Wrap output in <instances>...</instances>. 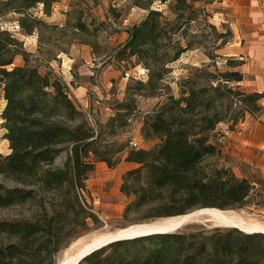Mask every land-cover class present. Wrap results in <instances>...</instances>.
<instances>
[{
	"label": "trees",
	"instance_id": "trees-1",
	"mask_svg": "<svg viewBox=\"0 0 264 264\" xmlns=\"http://www.w3.org/2000/svg\"><path fill=\"white\" fill-rule=\"evenodd\" d=\"M57 1L0 0V99L5 101L0 115L9 142L8 152H0V209L29 207L20 217L0 220V264H57L71 240L88 231L90 221H99L86 179L96 169L94 158L116 166L114 152H124L136 165L122 177L121 191L130 199L126 215L144 207L156 209L155 217L203 207L224 210L255 202L254 195L264 204V177L238 176L217 160L221 147L211 138L219 123L234 128L247 114L264 109V94L241 86L245 58L226 55L225 71L215 63L223 56L217 50L234 38L229 22H222L221 31L212 20L217 0H160L168 3L167 11L149 0L132 1L147 12L125 27L127 37L108 59L125 71L142 65L147 80L131 77L125 99L112 105L105 124L114 133L126 126L138 97L160 98L143 116L142 134L157 140L148 148L114 147L103 139L77 106L69 83L49 64L67 51L64 44L93 33L85 18L86 0H70L64 23L31 12L42 5L49 16ZM8 13L17 15L23 34L39 35L45 71L4 27ZM198 49L210 62L190 65L177 81V95L168 82L172 63ZM20 56L23 61L16 63ZM63 153L66 158L58 164ZM78 264H264V232L218 226L149 233L100 246Z\"/></svg>",
	"mask_w": 264,
	"mask_h": 264
},
{
	"label": "rangeland",
	"instance_id": "rangeland-1",
	"mask_svg": "<svg viewBox=\"0 0 264 264\" xmlns=\"http://www.w3.org/2000/svg\"><path fill=\"white\" fill-rule=\"evenodd\" d=\"M133 0H86V20L89 27L93 31L92 34H83L80 38L88 40L89 43L81 41L64 44L67 51L57 54V58L49 61V64L55 71L66 80L72 90V96L78 107L82 108L90 118L92 126L97 130H101L103 139L110 143H114V147L119 144H126L128 147H135L132 141L139 143L138 148L151 147L156 144L157 140L147 139L142 134L143 116L145 112L151 111L155 103L160 98L138 97L135 102V108L127 118L128 123L125 127L117 129L111 133L110 128L106 126L107 119L113 114L112 106L117 100H124L127 94L126 86L131 77L136 79L142 78L147 80L146 70L142 65L131 67L125 71L113 59H108L109 53L112 52L118 44L122 43L127 37L125 27L137 22L143 17L147 10L140 6H134ZM151 6L167 11L168 3H162L160 0H149ZM70 0H58L54 3V9L48 16L42 11V5L34 7L31 12L38 14L48 21L64 23L66 21V11L70 8ZM216 13L212 20L221 27L222 22L227 18L226 10L220 4H215ZM120 16H116V14ZM17 15L8 13L4 16V27L8 28L19 39L24 42V46L34 55L31 57L33 64H39L42 71L47 69L43 56L38 51L39 35H25L20 31V27L16 20ZM91 43V44H90ZM93 45V46H92ZM227 45H230L229 43ZM227 49H218L217 53L223 55L216 57V64L219 70L225 71L229 68L226 63L225 56L230 52ZM22 57H17L16 63L22 62ZM203 62H210V59L200 49L190 50L172 63L173 70L170 72L168 82L172 89L178 95L179 89L177 81L187 72L190 65H200ZM78 87V89H77ZM4 107V99H0V114ZM0 115V152L7 153L9 150V142L4 139L5 127L2 124ZM219 136H223V132L218 130ZM213 134L211 133V138ZM217 160L226 163L234 172L241 177L249 176L253 179L261 177L258 169L250 164L236 161L232 155L223 152L221 148ZM114 156L119 159L116 166L110 167L102 160L95 159L96 169L86 179L90 196L89 202L98 216V222L90 221L91 228L84 234L71 240L69 246L58 254L60 261L70 258L83 248L89 239L101 233L114 232L117 229L129 227L135 222H156L164 217L152 216L156 209L144 207L141 210H130L126 215V207L129 203V197L121 191L122 177L124 173L132 168L125 160V153H115ZM66 158L63 153L57 160L58 164H62ZM255 202H247L243 205H233L232 208L224 209L231 214L240 215L246 220L264 223V204L259 205L257 202L262 199L261 196L254 195ZM199 208L189 211H196ZM27 205H16L10 208L0 209V220L20 217L28 212ZM208 218V217H206ZM223 225H216L209 221H192L188 226L180 231L188 232L199 228H213Z\"/></svg>",
	"mask_w": 264,
	"mask_h": 264
},
{
	"label": "crops",
	"instance_id": "crops-1",
	"mask_svg": "<svg viewBox=\"0 0 264 264\" xmlns=\"http://www.w3.org/2000/svg\"><path fill=\"white\" fill-rule=\"evenodd\" d=\"M215 4L228 8L224 12L225 22L234 31V38L225 49L230 47L229 55L245 58L239 67L245 73L241 86L264 94V0H217ZM260 102L264 106V95ZM218 130L224 135L220 137ZM211 133L212 140L223 152L236 161L255 166L264 177V109L259 114H247L234 128L229 123H219ZM126 162L130 167L136 166Z\"/></svg>",
	"mask_w": 264,
	"mask_h": 264
},
{
	"label": "bare ground",
	"instance_id": "bare-ground-1",
	"mask_svg": "<svg viewBox=\"0 0 264 264\" xmlns=\"http://www.w3.org/2000/svg\"><path fill=\"white\" fill-rule=\"evenodd\" d=\"M5 105V101H4ZM6 141H8L6 139ZM208 217V218H206ZM209 221L216 225L223 226H237L241 230L248 231H259L264 232V223L246 220L240 215L231 214L220 208H203L196 211H188L182 215H173L170 217H164L156 222L149 223H132L133 225L128 228L117 229L114 232L101 233L100 235H95L92 239H89L85 243L83 248L77 252L72 258L75 261L81 253L90 251L94 248L99 247L108 241H114L117 238H130L136 235H144L146 233H159V232H174L181 230L189 225L192 221ZM148 233V234H149ZM71 258V259H72ZM71 259H65L60 261L59 264H64ZM67 260V261H66Z\"/></svg>",
	"mask_w": 264,
	"mask_h": 264
},
{
	"label": "water",
	"instance_id": "water-1",
	"mask_svg": "<svg viewBox=\"0 0 264 264\" xmlns=\"http://www.w3.org/2000/svg\"><path fill=\"white\" fill-rule=\"evenodd\" d=\"M203 208H214V207H203ZM203 208H199L198 210H200V209H203ZM218 209V208H217ZM221 209V208H220ZM131 225H133V224H131ZM131 225H129V226H131ZM227 226V225H226ZM227 227H231V226H227ZM237 227V226H236ZM125 228H128V227H125ZM240 229V228H239ZM149 233V232H148ZM148 233H146V234H148ZM136 236H142V235H136ZM118 239H123V238H117V239H115V240H118ZM114 240V241H115ZM111 242H113V241H108V242H106V243H104V244H101L100 246H103V245H105V244H108V243H111ZM100 246L99 247H97V248H94V249H92V250H90V251H86V252H84V253H81L80 254V256L74 261L73 260V256L75 255V254H77V253H75L74 255H72L70 258H67V259H71V260H69V261H67V262H64V264H78L84 257H86V254H88V253H90L91 251H93V250H95V249H98V248H100ZM65 260V259H64ZM63 261V260H62ZM60 263V260H59V262L57 263V264H59Z\"/></svg>",
	"mask_w": 264,
	"mask_h": 264
},
{
	"label": "built area",
	"instance_id": "built-area-1",
	"mask_svg": "<svg viewBox=\"0 0 264 264\" xmlns=\"http://www.w3.org/2000/svg\"><path fill=\"white\" fill-rule=\"evenodd\" d=\"M132 144H133L135 147H139V143H138V141H136V140L132 141Z\"/></svg>",
	"mask_w": 264,
	"mask_h": 264
}]
</instances>
